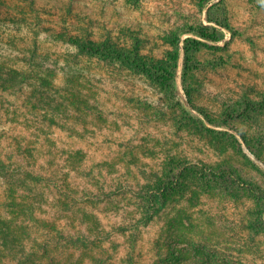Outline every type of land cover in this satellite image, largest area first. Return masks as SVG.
Segmentation results:
<instances>
[{"label":"rangeland","instance_id":"obj_1","mask_svg":"<svg viewBox=\"0 0 264 264\" xmlns=\"http://www.w3.org/2000/svg\"><path fill=\"white\" fill-rule=\"evenodd\" d=\"M66 92L91 113L63 109ZM77 151L101 169L95 184L148 183L169 161L229 171L196 198L195 184L174 190L170 219L140 227L135 263L151 264L156 242L189 249L184 233L217 242L230 264H264V0H0V158L17 195L58 197ZM66 178L77 184L78 170Z\"/></svg>","mask_w":264,"mask_h":264},{"label":"trees","instance_id":"obj_2","mask_svg":"<svg viewBox=\"0 0 264 264\" xmlns=\"http://www.w3.org/2000/svg\"><path fill=\"white\" fill-rule=\"evenodd\" d=\"M85 51L104 53L102 46H81L79 53ZM114 56L126 59L121 54L114 53ZM131 63L136 69L142 66L135 61ZM76 96L66 92L62 98L63 109L75 113V117L81 111L86 115L91 113L93 105L90 99L80 94ZM75 154L65 161L66 170L59 184L56 183L58 197L50 198L42 194L18 196L19 183L12 179V171L7 172L9 166L5 159L0 158V174L8 183L4 188L8 198L0 201V264H117L116 260L119 264H137L132 252L140 227L147 226L158 217L170 219L168 214L173 201L170 195L174 190L184 192L188 186L195 184L198 193H190L189 197L196 198L206 194L211 185L216 189L219 184L220 188L226 187L224 177L230 174L226 168L207 171L182 161H169L161 165L148 183H142L139 179H135L134 183L120 178L112 181L104 179L100 184H95L92 171L99 168L91 167L98 165H85V160L90 161V156L85 152L77 151ZM6 160L12 169L16 167L13 160L8 157ZM77 170L80 181L76 184L66 177ZM100 171H97V175ZM24 173L25 179L30 177ZM2 182L0 178L3 186ZM100 213L107 216V220L120 214V222L108 221L105 224L99 221ZM171 226V223L167 224L168 230ZM116 234L126 237L123 245L128 244L131 252L127 259H117L120 244L109 241ZM177 238L180 242H189L191 247L176 250L168 246L163 252L160 242H156V258L151 264H230L226 257L228 252L224 248L225 256L221 257L217 242L205 244L201 238L193 235L185 238L184 233ZM165 242L171 245L168 239L161 244ZM135 251L141 253L138 247H135ZM188 253L192 261L186 258Z\"/></svg>","mask_w":264,"mask_h":264}]
</instances>
